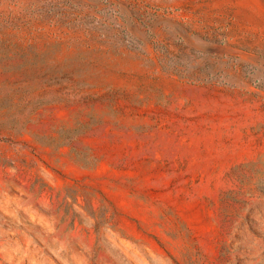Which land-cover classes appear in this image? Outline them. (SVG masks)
<instances>
[{
    "label": "rangeland",
    "instance_id": "1",
    "mask_svg": "<svg viewBox=\"0 0 264 264\" xmlns=\"http://www.w3.org/2000/svg\"><path fill=\"white\" fill-rule=\"evenodd\" d=\"M0 264H264V0H0Z\"/></svg>",
    "mask_w": 264,
    "mask_h": 264
}]
</instances>
